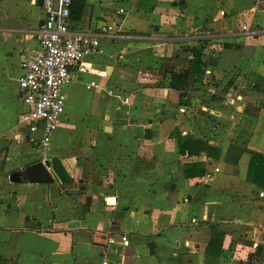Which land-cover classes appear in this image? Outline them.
Instances as JSON below:
<instances>
[{"label":"crops","instance_id":"0c3cea01","mask_svg":"<svg viewBox=\"0 0 264 264\" xmlns=\"http://www.w3.org/2000/svg\"><path fill=\"white\" fill-rule=\"evenodd\" d=\"M83 1L69 32L97 35L101 52L63 90L47 152L54 182L31 184L10 178L43 161L20 143L30 108L19 80L46 14L40 0H0V264H264V0ZM243 25L257 35L239 36ZM193 47L206 75L179 105L172 77ZM188 135L220 158L181 155ZM191 164L206 174L186 178Z\"/></svg>","mask_w":264,"mask_h":264},{"label":"built area","instance_id":"2783aa9c","mask_svg":"<svg viewBox=\"0 0 264 264\" xmlns=\"http://www.w3.org/2000/svg\"><path fill=\"white\" fill-rule=\"evenodd\" d=\"M72 0H43L46 18L37 31L38 51L34 58L24 64L25 74L19 80L23 102L30 108L21 124H27L29 132L21 136L23 141L36 147L42 162H47V152L53 134L58 129L65 113L64 88L73 82L76 74L87 72L84 63L86 57L101 52L97 35L71 34L69 32ZM123 13V10H120ZM103 33L107 28L102 29ZM258 31L243 25L239 31L241 37H252ZM119 39H130L132 36L117 33ZM101 87L92 82L88 90ZM104 93L118 98L122 104L130 103V96L117 92L114 88L103 87ZM42 133V138L36 137ZM1 156V152H0ZM127 242V238H122Z\"/></svg>","mask_w":264,"mask_h":264},{"label":"trees","instance_id":"16d2710c","mask_svg":"<svg viewBox=\"0 0 264 264\" xmlns=\"http://www.w3.org/2000/svg\"><path fill=\"white\" fill-rule=\"evenodd\" d=\"M89 8L83 0H72L70 20L74 27V23H82L85 20L86 9ZM71 24V23H70ZM70 28V26H69ZM231 45L225 44L223 48H230ZM192 54V60L189 63L187 72H180L174 74L172 77L171 88L179 93L178 104H183L185 98L186 88L189 86L192 77L206 75L205 65L203 61L204 53L201 47H193L190 49ZM180 154L187 156L200 155L205 152L208 158L218 160L221 155V150L210 146L208 143L202 140H197L194 137L188 135L179 139ZM55 170L58 169L56 161L53 163ZM206 174V170L202 164H191L184 169V176L186 178H198ZM213 235L210 243L215 241V238L219 237V246L222 248V241L225 237V233L217 232L215 226L212 228Z\"/></svg>","mask_w":264,"mask_h":264},{"label":"water","instance_id":"95a60500","mask_svg":"<svg viewBox=\"0 0 264 264\" xmlns=\"http://www.w3.org/2000/svg\"><path fill=\"white\" fill-rule=\"evenodd\" d=\"M43 2V0H40ZM50 165L48 162H37L27 166L21 171H16L11 175L13 183H21L28 181L31 184H51L54 179L49 171Z\"/></svg>","mask_w":264,"mask_h":264},{"label":"rangeland","instance_id":"374dc122","mask_svg":"<svg viewBox=\"0 0 264 264\" xmlns=\"http://www.w3.org/2000/svg\"><path fill=\"white\" fill-rule=\"evenodd\" d=\"M86 88V87H85ZM83 94H86V91L85 93ZM117 107V105H116ZM123 108V107H122ZM93 120L92 119H89L86 115L85 116H81V118L79 119V122L82 123V126L84 128H86V125H88L89 123H91Z\"/></svg>","mask_w":264,"mask_h":264}]
</instances>
